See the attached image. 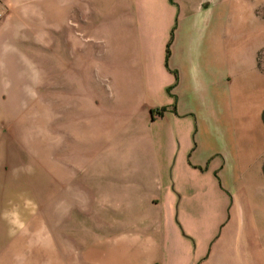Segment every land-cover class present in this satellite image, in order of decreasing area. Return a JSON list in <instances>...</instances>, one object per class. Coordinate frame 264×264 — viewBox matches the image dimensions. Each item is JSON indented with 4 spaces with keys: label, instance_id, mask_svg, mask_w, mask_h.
Listing matches in <instances>:
<instances>
[{
    "label": "crops",
    "instance_id": "obj_1",
    "mask_svg": "<svg viewBox=\"0 0 264 264\" xmlns=\"http://www.w3.org/2000/svg\"><path fill=\"white\" fill-rule=\"evenodd\" d=\"M40 7L79 157L60 264H264V0Z\"/></svg>",
    "mask_w": 264,
    "mask_h": 264
},
{
    "label": "rangeland",
    "instance_id": "obj_2",
    "mask_svg": "<svg viewBox=\"0 0 264 264\" xmlns=\"http://www.w3.org/2000/svg\"><path fill=\"white\" fill-rule=\"evenodd\" d=\"M32 4L30 17L7 1L0 5V211L21 205L28 225L9 235L0 219L1 264H60L72 260L73 245L77 257L81 249L73 239V205L63 200V192L71 195L77 142L68 131L70 110L62 107L53 62H46L48 70L42 59L51 30L42 21L40 0ZM260 64L264 67V48ZM25 164L31 174L13 171ZM25 197L33 202L30 212Z\"/></svg>",
    "mask_w": 264,
    "mask_h": 264
},
{
    "label": "clouds",
    "instance_id": "obj_3",
    "mask_svg": "<svg viewBox=\"0 0 264 264\" xmlns=\"http://www.w3.org/2000/svg\"><path fill=\"white\" fill-rule=\"evenodd\" d=\"M14 172H24L25 174H31L33 172V168L30 164H25L19 166L18 169H14ZM33 202L29 197H25L23 199V206L31 211V205ZM21 205L16 203L10 204L9 207L5 208L3 211H0V219H3L9 226V235H15L17 231H24L27 229V221L24 215L20 211Z\"/></svg>",
    "mask_w": 264,
    "mask_h": 264
},
{
    "label": "trees",
    "instance_id": "obj_4",
    "mask_svg": "<svg viewBox=\"0 0 264 264\" xmlns=\"http://www.w3.org/2000/svg\"><path fill=\"white\" fill-rule=\"evenodd\" d=\"M169 47H170V46H168V50H167L168 55H169V53H170V49H169Z\"/></svg>",
    "mask_w": 264,
    "mask_h": 264
},
{
    "label": "built area",
    "instance_id": "obj_5",
    "mask_svg": "<svg viewBox=\"0 0 264 264\" xmlns=\"http://www.w3.org/2000/svg\"><path fill=\"white\" fill-rule=\"evenodd\" d=\"M2 17V12L0 11V18Z\"/></svg>",
    "mask_w": 264,
    "mask_h": 264
}]
</instances>
